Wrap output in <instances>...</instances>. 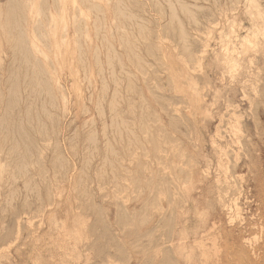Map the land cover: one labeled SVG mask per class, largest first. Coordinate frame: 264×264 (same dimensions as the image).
Returning <instances> with one entry per match:
<instances>
[{"label":"rangeland","instance_id":"374dc122","mask_svg":"<svg viewBox=\"0 0 264 264\" xmlns=\"http://www.w3.org/2000/svg\"><path fill=\"white\" fill-rule=\"evenodd\" d=\"M20 2L33 26L40 18L37 57L50 72L55 104L59 93L66 105L54 110V132L46 122L45 138L33 134L41 155L35 167L28 164V188L10 156H0V264H257L264 240V0H48L44 9L43 0ZM108 51L121 66L112 67ZM10 59L0 30V68ZM114 94L130 103L119 99L129 127L119 145L109 128ZM129 107L134 115L125 114ZM113 155L119 159L110 167L104 159ZM52 158L64 164L53 166ZM118 165L115 179L110 171Z\"/></svg>","mask_w":264,"mask_h":264},{"label":"bare ground","instance_id":"6f19581e","mask_svg":"<svg viewBox=\"0 0 264 264\" xmlns=\"http://www.w3.org/2000/svg\"><path fill=\"white\" fill-rule=\"evenodd\" d=\"M40 1H41L40 2L41 4L40 3L39 4L41 6L43 3H42V0H40ZM46 1H48V0H45V1L43 0V2H44L45 5L44 4L42 5L43 6L42 9H44L46 7ZM29 2L31 3V1H29ZM33 2H34V0H33ZM74 2H75V0H74ZM52 3H53V0H52ZM3 5H6L9 10L6 11L5 15L3 14L5 17L2 19L3 23H0V30H1V34H3L4 37H5V39H6L7 50H8V53H10V55H11V59H10L8 65L4 69H1L0 68V156H6V155H9L10 156V158H11L10 165L12 164V166H15V168H16V174H18L19 176L21 175V177L24 176L27 179V180H25V182L23 184H24V187L28 188L30 186V183H31L30 181L33 180V179H31V180L28 179V177H30L29 176L30 171L28 169L29 168L28 167L29 166L28 164L32 162V165L35 167L36 165L33 164V161H34V163H35V161H37V163H39L38 162V159L40 158V155H41V153L39 152V147H38V145H36L35 140L33 139V134H35V133L38 132V133H40L45 138V135L48 132L47 126H46V122H50L51 123V129H52V132H54V110H56V109L57 110H63L65 108L64 104L66 105V99H65V97H63L62 95H60L58 93V95L61 98V100H60L61 102H60L59 105H56L55 104L54 97L52 96V95H54V92L52 91V89H50V87H49V81L46 79L47 72H49V71H48V69H44V67H43L44 65L43 66L41 65V62L42 61L39 62V59L37 57L38 54L40 55L41 50L39 49V47L37 45V42L35 41V38H36L35 34L39 32L38 31V28L41 27V23L39 24L40 27L37 24V23L40 22V18L39 17H38L39 19L37 18L39 20V22H36L37 21V19H36L35 25L33 26L32 23H31V21H30V19H29V17H28V15H27L28 11L24 7V5H27V4H24V5H23V3L21 4L20 0H0V8ZM32 6H33V4H32ZM47 8L49 9L48 5H47ZM39 10H40V7H39ZM42 11L43 12H45V11L47 12V9L45 11L44 10H41L40 11V14H41ZM54 11L55 10H53V12ZM182 11L185 12V13L188 12L185 8H182ZM43 12H42V15H43ZM48 13L49 12H47V15H48ZM40 14L37 15V16H40ZM44 15L46 16V14H44ZM49 18H50V16H49ZM44 19L46 20L47 18L44 17ZM46 21H48V19ZM47 24H48V22H47ZM53 24H54V22H53ZM36 25L38 27H36ZM45 26L48 27V25H45ZM174 26L175 25H173L174 30H180L179 27H177V26L174 27ZM47 27H46V29H47ZM52 27H53V25H52ZM48 30H49V28H48ZM40 34H41V32H40ZM38 36H39V33H38ZM39 41H40V38H39L38 42ZM43 41H45V40H43ZM63 41L64 42H67V33L66 32L64 34V40ZM40 43H41V41H40ZM45 44L46 43H44V45ZM128 44H130V42H126L125 41L124 45H126V48L128 47V50L127 51H131L129 47L132 44H130V45H128ZM121 45H123V44H121ZM42 46H43V44H42ZM87 46H88V44H87ZM56 47H57V49H59V40L58 39H56ZM132 48H133V45H132ZM79 54H80V57H81V61L84 62L85 59H86V57H87V55H88V52L83 47V45H81V44L79 45ZM113 55L114 54L111 51H108V58H107V60L110 62V64H112V67H115V65L121 66L122 63L120 61V58L117 56L116 53H115V56L114 57H113ZM44 57H46L45 59L48 58L47 56H44ZM94 57L97 60L98 59V54L97 53H94ZM50 63H52V61H50ZM59 68H62V67L59 66ZM112 82H113L114 85L117 86L119 84V79L117 77H115L112 80ZM75 91L77 92V90H75ZM106 91H107V88L104 87V85H103V92H104V94L106 93ZM41 98H43L44 101H42L40 107L38 108V110H36L37 101H38V99H41ZM119 99L122 100V104L123 105H124V102L127 105L128 104L130 105V103L128 101H126L123 97H120V95H118V94H114L111 97V101L109 103L110 117L111 116L113 117L109 128L113 129L116 132V135H115L114 139L116 140V143L118 145L119 144H122L123 134H125V133H127L129 131V127L121 119V114H122L121 112H124V111H122V109L120 111V107L122 105L119 103ZM132 108H134V107H132ZM126 113L129 116H130V114L134 115V112L130 109V107L125 110V114ZM103 115H104V113H102V116ZM141 115H143V113ZM75 119H76V116H72L71 123ZM104 129H105V124H104ZM66 137L68 138L69 136L66 135ZM137 139L135 137H133V143L135 145L137 144V146H138L141 141L139 140L140 142L139 141L137 142ZM86 141L88 143H90V144L93 145L92 151L93 152H96V154L99 156V147H97L95 137H93L91 135H87L86 138H85V142ZM94 144H96V145H94ZM124 148H125V152L126 153H129L132 150V149L129 150V148H133V147L131 145V147H128V148L127 147H124ZM111 152H113V151L111 150ZM138 157H139V155H138ZM118 159H119V156L118 155H113V156H110L108 158L106 157L104 159V162L107 163V164H109V166H110V165H112V163L117 162ZM57 160L58 161L55 162L54 159L52 158L51 159V164L53 166L56 163L59 164V165H63L64 164L63 161L61 160V158H57ZM87 161H88L89 164L91 163L90 160L87 159ZM207 161H208V159H207ZM210 163H212V162H210ZM32 165L30 166L31 168H32ZM86 165H87V163H86ZM118 166H120V165H118ZM2 170H4V168L1 169V172H3ZM120 170H122L121 169V166L119 168H115L114 167L110 171L111 172L110 174L115 179H117V176H118L117 173H119ZM203 171L207 172L206 170H203ZM203 171H202V173H203ZM104 174H105L104 172H100L99 173V176L100 177L102 176L101 178H103V175ZM183 175H185V174H183ZM11 178H12V176H11ZM42 179H45V178L42 177ZM187 182H188V180H187ZM44 183L45 182H43V184ZM194 186L195 185H193V187ZM188 191H189V193L191 192V190H188ZM80 193L82 194V192H80ZM36 195L37 194H35V197H36ZM38 196L40 197V195H38ZM219 196L221 197V195H219ZM30 199H31V197H30ZM217 200H219V198H217ZM220 202H222V200H220ZM35 203H36V201H35ZM35 203L33 202V204H35ZM175 203H172V200H171V205L173 204L172 206H175L174 205ZM218 203H219V201H218ZM30 204H32V203H30ZM39 204H40V202H39ZM176 205H177V203H176ZM27 206H28V203H27V201L25 199L23 201L22 205H21L22 210L23 209L25 210ZM33 207H34V205H33ZM183 208L184 207L181 208V211H182ZM28 209H27V212L29 213ZM24 210H23V212H24ZM32 210H33V208H32ZM170 210H172V209H169V211ZM34 211L32 213H34ZM168 212H167V214H168ZM174 213H175V211H174ZM167 216H171V215H167ZM167 216H165V217L167 218ZM173 217H174V214H173ZM166 218H164L163 221H166L167 222L168 219L166 220ZM169 220H171V219H169ZM176 221L178 222V220H176ZM196 221H199V219L196 220ZM166 222H165V224H166ZM171 222L174 223L175 221L173 222L171 220ZM188 222H189V219H188ZM159 223H160V221H159ZM161 223H163V222H161ZM168 223H170V222L168 221ZM179 223H180V221H179ZM202 225H204V224H202ZM205 225H206V223H205ZM185 227H186V224H185ZM204 228H206V227H204ZM260 229H262V228H260ZM209 230H212V229H209ZM174 232H176V231H174ZM208 232H210V231H208ZM172 233H173V229H172ZM180 233H182V232H180ZM183 233H185V232H183ZM261 233H260V235H261ZM204 235H205V232H204ZM206 236H208L207 233H206ZM263 236H264V234H263ZM185 237H187L186 234H185ZM187 238H189V237H187ZM171 241H172V239H171ZM171 241H169V242H171ZM183 241H185V240H183ZM258 241H255L256 244L258 243ZM176 242H177V240H176ZM246 242H248V241H246ZM248 244H249V242H248ZM147 254H148V252H147ZM261 255H262V257L257 262V264H264V240H263V244L261 246ZM256 260H257V258H256Z\"/></svg>","mask_w":264,"mask_h":264}]
</instances>
